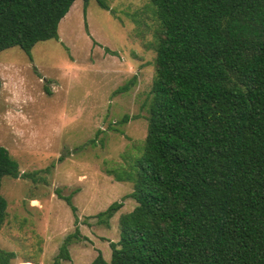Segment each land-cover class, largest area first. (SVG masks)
I'll return each mask as SVG.
<instances>
[{"label": "trees", "instance_id": "1", "mask_svg": "<svg viewBox=\"0 0 264 264\" xmlns=\"http://www.w3.org/2000/svg\"><path fill=\"white\" fill-rule=\"evenodd\" d=\"M74 1L0 0V51L19 46L30 55L39 41L58 40ZM150 2L156 56L148 130L141 154L119 176L133 182L137 205L121 215L111 259L99 252L91 264H264V0ZM20 175L0 144V229L3 179ZM122 206L115 201L100 220ZM78 233L56 262L71 258ZM15 256L0 247V264Z\"/></svg>", "mask_w": 264, "mask_h": 264}, {"label": "rangeland", "instance_id": "2", "mask_svg": "<svg viewBox=\"0 0 264 264\" xmlns=\"http://www.w3.org/2000/svg\"><path fill=\"white\" fill-rule=\"evenodd\" d=\"M107 1L110 9L75 0L59 39L39 41L30 55L19 46L0 51V144L21 171L1 189L0 247L15 252L12 264H91L99 252L109 261L121 215L137 205L133 182L119 176L147 135L156 18L150 0ZM115 201L123 206L100 220ZM77 229L71 258L56 262Z\"/></svg>", "mask_w": 264, "mask_h": 264}]
</instances>
